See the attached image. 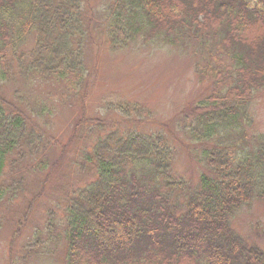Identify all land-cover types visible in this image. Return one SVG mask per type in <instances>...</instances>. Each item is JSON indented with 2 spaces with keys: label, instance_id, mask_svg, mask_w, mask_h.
<instances>
[{
  "label": "trees",
  "instance_id": "1",
  "mask_svg": "<svg viewBox=\"0 0 264 264\" xmlns=\"http://www.w3.org/2000/svg\"><path fill=\"white\" fill-rule=\"evenodd\" d=\"M82 15V0H0V78H8L6 59L13 53L24 66L17 68L20 75L61 81L65 95L77 100L88 77ZM103 16L113 51L139 34L143 44L192 41L213 48L211 61L203 58L195 68L200 81L211 83L209 95L176 124L200 144L213 176H200L193 188L173 176V150L164 137L121 128L104 134L98 122L93 144L77 163L81 173L93 165L94 179L72 192L58 220L65 227V264H264V249L229 228V217L250 198L264 200V137L246 145L249 120L236 111L264 71V0H111ZM28 35L34 47L16 55L14 47ZM114 108L129 120L148 115L138 105ZM27 122L0 101V200L23 183L11 177L5 185L8 165L36 158L44 147L45 133Z\"/></svg>",
  "mask_w": 264,
  "mask_h": 264
},
{
  "label": "rangeland",
  "instance_id": "2",
  "mask_svg": "<svg viewBox=\"0 0 264 264\" xmlns=\"http://www.w3.org/2000/svg\"><path fill=\"white\" fill-rule=\"evenodd\" d=\"M110 1L82 0L80 22L85 28H79L86 35L82 64L88 80L77 100L71 101L67 97L70 93L65 95L67 90L61 81L20 75L17 68L24 66L17 64L13 53L6 59V66H12L10 76L8 73L6 80L0 78V101L8 109L20 110L28 122L31 119L29 125L39 127L46 141L36 158L8 165L4 175L5 185L11 183V177L15 181L23 177V183L0 200V264H65V227L58 220L72 192L94 179L93 165H86L81 173L77 163L80 153L93 144L98 122L102 124L99 132L104 134L121 128L164 137L173 150V176L193 188L200 176H213L203 161L200 144L176 128L180 117L209 95L211 83L200 81L195 68L203 64V58L211 61L213 48L203 50L192 41L180 46L164 45L162 41L143 44L139 34L134 42L113 51L103 25V13ZM257 7L262 8L260 3ZM12 39L15 43V36ZM33 47L34 36L28 35L14 47L15 54H25ZM259 78L261 82L251 92L249 102L236 108L237 116L245 114L249 120V124L245 120L242 124L246 145L250 146L256 137H264V71ZM117 104L138 105L147 109L148 115L142 122L135 116L129 120L114 111ZM39 163H43V170H31ZM229 228L247 244L264 249V200L250 198L229 217Z\"/></svg>",
  "mask_w": 264,
  "mask_h": 264
}]
</instances>
